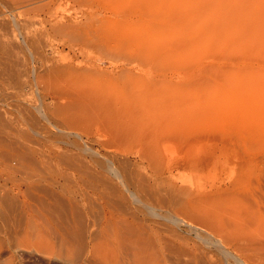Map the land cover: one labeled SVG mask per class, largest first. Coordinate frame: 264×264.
<instances>
[{
    "label": "rangeland",
    "instance_id": "374dc122",
    "mask_svg": "<svg viewBox=\"0 0 264 264\" xmlns=\"http://www.w3.org/2000/svg\"><path fill=\"white\" fill-rule=\"evenodd\" d=\"M90 1L0 0V128L42 165L83 168L94 211L106 195L136 216L145 253L100 235L78 256L30 214L0 231V264H264V0ZM84 11L100 35L81 49L59 28ZM84 200L55 221L84 220Z\"/></svg>",
    "mask_w": 264,
    "mask_h": 264
},
{
    "label": "bare ground",
    "instance_id": "6f19581e",
    "mask_svg": "<svg viewBox=\"0 0 264 264\" xmlns=\"http://www.w3.org/2000/svg\"><path fill=\"white\" fill-rule=\"evenodd\" d=\"M91 3H92V1H90V0H76V4H78L79 6L90 5ZM90 10H92V9H90ZM93 11H84L82 13V18H80L78 20L71 19V21H70V19H67L66 22L69 20L70 23H68V25H67V23L65 22L66 25L65 26L60 25L61 28H59L60 32L61 31H64V33L70 32L72 44H77L76 45L77 47L79 45V48H81V49H86V47L88 46L87 44H89V43L93 44V46H94V44L97 41L96 40L97 37H99V35H100V32H99L100 31V29H99L100 25H99V22L97 21L96 14ZM102 23H105V22L102 21ZM64 35L68 36L69 34L66 33ZM68 42H70V41H68ZM87 49L89 50L91 48H87ZM79 52L81 53L82 50ZM93 52H95V47H94V51H92V53ZM90 54H91V52H90ZM80 66H82V65H80ZM76 72L77 71H75V74H76ZM84 72H87V71L85 70ZM71 73L73 74V72H71ZM78 75H79V73H78ZM87 76L90 77V78H88V80H94V79L96 80V78L98 80V77L96 75L92 76V75L88 74ZM2 124H4V123H2ZM1 127H2V125H1ZM6 128L5 129L0 128L1 129L0 130V224H2L1 225L2 229H0V231L2 230V233L4 235L11 236L12 234H16V236H17V233H19L22 228L25 229L26 227H28V226H26L28 219L30 220L33 216H35L37 218V220H36V218L33 220L34 221L36 220L37 225H34L36 227L38 226V228H36V229H39V230L45 229L47 234L49 236L50 235L52 236L51 238H53V240H54L53 242L55 244L58 242L60 249L66 248V244H70V242H71L73 244V246L75 247V249L72 247L74 250L73 249H71V250L75 251V253L77 252L78 256H80L81 253H83V251L87 252L89 243L93 242V240L97 236L99 237L100 235H102V238H104L106 240V242L109 243L113 247L115 253L119 256H122L126 259H131V260H136L137 258L143 256V254L145 253V247L142 243V240H143L142 236H143L144 232H146V231H144L145 230L144 226L142 225L143 229H144L143 230L141 228V225L139 224L142 222V220L138 221V219H137V223L140 226L136 223V225H138L139 228L144 231V232L140 231V232H143V234L141 236L140 232H138L136 230V229H138L137 228L138 226L135 228H134L135 225L133 226V223H135L134 219H136V216L133 217V215H131L132 216L131 217L128 214V216L133 219V220H131L128 217L122 216L121 214H123V212L120 213L121 212L120 209H119L120 211H118V213L120 215H116L117 213H115V212H117V211L114 212L115 209L113 210V208L115 206H112L114 203L112 201H110L111 203H113L112 205H110L111 203L108 202V199L110 197L108 199H106L105 198L106 195L103 197L102 194H104V193H102L101 191H99V192L102 194H100V193L99 194H100V196L105 198V200L102 198V199H100L101 201H99V199H98L99 202L97 201L98 202L97 207H96L97 209H95V211H94L93 201L92 202H91V200L89 201V199L86 196L89 192L86 190V188H88L87 186H89L90 188L92 187V191L94 193V192H97V187L93 186V185L91 186V184L86 183V181H84V177L82 176V174L84 173L83 168H75L69 174V172H66L63 169L54 170L53 168L52 169L49 168L48 165L43 163L44 160L42 161V159H41V161H42L41 163H43V165L38 163V159H37V161L35 160L36 161L35 162L33 158L36 156H34V150L28 145L29 143L24 142V140H23V142H22V140H20V141L17 140L16 138L13 137V134H15V133H13L14 131L10 132L11 130L8 131ZM16 137H19V136L17 135ZM23 137H24V135H23ZM25 138H26V136H25ZM35 151H37V150H35ZM38 154H39V152H38ZM46 154H48V153H46ZM55 156H56V154H55ZM170 168H172V167H170ZM170 168H169V171L173 169V168L172 169H170ZM70 179H72L77 184V187L70 188L68 186H64L65 182L69 181ZM66 185H67V183H66ZM127 187H128V185H127ZM78 197H80V199H82V200L85 199L83 202L84 211L89 213L86 216V218L84 220H82L81 217H79L76 221H73V222L70 221L71 223L66 222L65 220H64L65 222L63 220H57V222H56L55 219H57V217L59 218V214H61V212L63 210H65L64 209V205H65L64 201L68 200L69 203L71 204V207L73 208L72 204L75 203L74 200ZM18 198H19V200H18ZM20 198H22V199L20 200ZM96 198H99V197H96ZM127 198H126V200H127ZM94 204H95V202H94ZM111 206H112V208H111ZM116 207H118V206L116 205ZM33 208H36L38 213H36V211H35L36 214L35 213L32 214L34 211ZM54 210L57 211V214H54L55 213V212H53ZM42 211H46L47 215H45L44 214L45 212H42ZM30 214H31V217H29ZM52 214L56 215V216H54V217H56V218H54V220L52 218L53 217ZM79 216H80V213H79ZM25 217L28 219L24 220V219H26ZM82 218H83V216H82ZM63 219H64V217H63ZM72 219H73V217H72ZM34 221H32V219H31V221H29V222H34ZM132 221H134V222H132ZM66 223L67 224L68 223L69 224L74 223V224H72L74 229L71 228V230H70L69 228L71 225L68 228V226L65 225ZM31 225H33V223ZM66 229L69 230V233H70V231L74 230L73 232H71L73 234V235L71 234L72 235V239H71L72 241L68 240V235H67ZM71 235H69V237ZM2 239L0 240V245H1V242H2V244L5 243V241L3 242ZM10 239H12V238H10ZM53 242L52 243L50 242V243L53 244ZM148 242H146V243L148 244ZM8 243H12V242H8ZM147 244H146V249L148 251L146 250V252H149L148 248L150 247L151 243L148 244L149 247L147 246ZM10 245H12V246L14 245V246L13 247L11 246L12 248L10 247L9 249L16 248V246H15L16 243L14 244V242H13ZM3 246H5V247L1 246V248L4 249V248H6L7 245H3ZM153 246H155V245L153 244ZM50 248L53 249L54 247L53 248L50 247ZM150 249L153 250L152 248H150ZM154 249H155V247H154ZM71 250L68 253H71ZM155 250H153V251L156 254ZM39 251H40V249H39ZM153 251H151V252H153ZM11 252L12 251H10V253ZM52 253L53 252H51V254ZM1 254H0V256H2ZM6 254H8V253L6 252ZM11 254H12V256L13 255L16 256L15 254H17V253L14 251ZM10 255H9V257H11ZM48 255H50V254H48ZM72 256H75V255H72ZM8 260L11 261L10 258H8ZM9 261H7V262H9ZM9 263H7V264H9ZM11 264H13V263H11ZM21 264H23V262ZM88 264H89V262H88Z\"/></svg>",
    "mask_w": 264,
    "mask_h": 264
}]
</instances>
